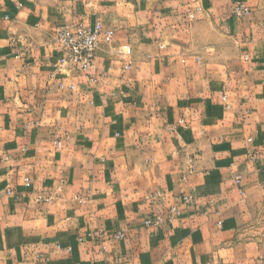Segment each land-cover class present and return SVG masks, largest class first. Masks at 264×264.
<instances>
[{
    "label": "crops",
    "instance_id": "crops-1",
    "mask_svg": "<svg viewBox=\"0 0 264 264\" xmlns=\"http://www.w3.org/2000/svg\"><path fill=\"white\" fill-rule=\"evenodd\" d=\"M0 264H264V0H0Z\"/></svg>",
    "mask_w": 264,
    "mask_h": 264
},
{
    "label": "built area",
    "instance_id": "built-area-1",
    "mask_svg": "<svg viewBox=\"0 0 264 264\" xmlns=\"http://www.w3.org/2000/svg\"><path fill=\"white\" fill-rule=\"evenodd\" d=\"M234 13L238 17L249 16L251 9L245 4H238L235 6ZM194 16L191 15L190 19ZM114 40V32L112 29L106 27L101 21L92 24H78L71 26H64L57 30L55 35V42L58 50L62 53V57L55 65L56 72H88L95 68V61L97 54L102 45H111ZM122 57H130L132 49L129 45H123L120 50ZM126 68L130 66L127 64ZM73 89L74 87L71 86ZM180 125L183 121L179 122ZM237 183L240 181L237 180ZM190 198L186 199V203H191ZM182 214L179 207H172L163 214L153 215L151 218L145 220V227H160L165 223H173ZM125 239V234L119 232L113 235V241H120ZM106 251V247H103Z\"/></svg>",
    "mask_w": 264,
    "mask_h": 264
}]
</instances>
